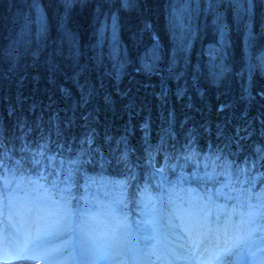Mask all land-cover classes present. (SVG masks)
Returning a JSON list of instances; mask_svg holds the SVG:
<instances>
[{"label":"trees","instance_id":"trees-1","mask_svg":"<svg viewBox=\"0 0 264 264\" xmlns=\"http://www.w3.org/2000/svg\"><path fill=\"white\" fill-rule=\"evenodd\" d=\"M0 125L7 197L77 194L83 220L132 203L143 238L159 176L166 242L176 210L264 222V0H0Z\"/></svg>","mask_w":264,"mask_h":264},{"label":"rangeland","instance_id":"rangeland-1","mask_svg":"<svg viewBox=\"0 0 264 264\" xmlns=\"http://www.w3.org/2000/svg\"><path fill=\"white\" fill-rule=\"evenodd\" d=\"M38 8L39 5H36L35 11L38 21L41 23L43 18L41 13H38ZM89 129L90 127H86L82 133L86 132V135H88ZM86 135H82L81 138L84 139ZM121 137L123 139L125 134ZM1 138L2 127L0 125ZM122 139L119 147L121 150H126L125 138ZM157 148L152 152L153 156L158 153L159 148ZM44 193L46 192L43 190L35 195L31 193H24L21 196L15 195L12 200H9L6 207L0 206V253L3 252L4 246L12 244L16 248V255L24 258V261L18 264H57V253L65 246L66 236L57 238L55 234L58 226H67L69 217L59 201L49 195L48 197L44 196ZM176 213L174 212L175 216ZM219 225H223V229L220 227L211 229V224L208 222L207 224L205 222L193 224L192 226L195 227L186 230L185 236H182V241L189 243V249H192L193 246L203 248L210 240L216 242L218 239H227L231 243V238L234 235H231V231L226 232L224 230L230 229L227 222L222 221ZM251 227L252 225L248 224L244 218V232L238 238H235L239 242L238 247L233 248L230 254L222 253L218 257V263L222 260L221 258H224L223 264H243L244 261L246 264H264V252L261 256L258 253L256 254L255 251L253 255H247L253 249L249 248L250 246L241 244L243 238L252 236ZM118 230L109 219H104L102 222H93V219H90L85 224L78 225L79 252L81 255L93 258L97 264H123V261L119 260L113 262V258L120 250L127 247L132 231H129V227ZM262 249L264 250V244L257 247L258 251ZM150 252V257L142 261L140 252L134 250L136 264H168V261L164 259L165 255L161 248ZM186 252L190 254H185ZM200 256L201 254L192 253L182 245L179 252L178 248L176 249L173 259L186 260L182 262L183 264H193L194 259H198Z\"/></svg>","mask_w":264,"mask_h":264},{"label":"bare ground","instance_id":"bare-ground-1","mask_svg":"<svg viewBox=\"0 0 264 264\" xmlns=\"http://www.w3.org/2000/svg\"><path fill=\"white\" fill-rule=\"evenodd\" d=\"M36 5H38V3L37 2H34V4H33V6H34V10H35V6ZM35 13H36V11H35ZM38 13H41V15H42V18H43V20H42V22L40 23L39 21H38V18H37V13L35 14V21H36V25L39 27V28H42L43 27V24H44V17H43V13H42V10H41V8L39 7L38 8ZM144 128H147V123L144 125ZM141 131L143 132L144 131V129L143 128H141ZM147 131V130H146ZM125 140H127L128 142H129V139H130V136H129V133L128 132H126L125 133ZM124 138L122 139V137H121V139L122 140H124ZM126 146H127V144H126ZM147 152V151H146ZM105 155L107 156V159H108V161L110 160V165L112 166V167H115V166H118V165H120V166H122L124 163H126L127 161H129L130 160V158H131V153H129V150H128V148L126 149V150H121V148L119 147H113V145L111 146L110 145V150H109V152H108V149L105 151ZM112 159H115V161L113 162V161H111ZM44 196H47V194L46 193H44ZM54 202V201H53ZM13 256V255H12ZM6 260V259H5ZM223 263H224V260H223Z\"/></svg>","mask_w":264,"mask_h":264}]
</instances>
